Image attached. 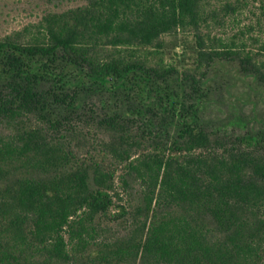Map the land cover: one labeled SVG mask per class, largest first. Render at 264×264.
I'll return each mask as SVG.
<instances>
[{"label": "trees", "instance_id": "trees-1", "mask_svg": "<svg viewBox=\"0 0 264 264\" xmlns=\"http://www.w3.org/2000/svg\"><path fill=\"white\" fill-rule=\"evenodd\" d=\"M243 1L83 0L0 38V264H264V130L205 117L215 63L264 89V37L213 33ZM180 33L200 76L162 57Z\"/></svg>", "mask_w": 264, "mask_h": 264}, {"label": "rangeland", "instance_id": "rangeland-1", "mask_svg": "<svg viewBox=\"0 0 264 264\" xmlns=\"http://www.w3.org/2000/svg\"><path fill=\"white\" fill-rule=\"evenodd\" d=\"M243 3V9L236 19L229 22L224 29L215 30L213 32L215 35L226 38L238 29L252 26L254 30L251 34L264 37V0H244ZM83 4V0H0V38L21 30L28 24L36 23L48 12H61ZM183 36L180 33L164 37L166 47L162 57L172 61L179 70L190 69L191 73L200 76V72L195 68L193 49L186 48ZM187 37L193 39L192 35ZM204 80L211 90H215L212 101L219 106L218 109L210 108L205 115L208 120L218 123V116H224V113L229 114L236 109L249 122L248 130L252 132L264 130V89L252 78L241 74L238 66L227 62L215 63ZM116 185L119 184L116 182ZM137 189L134 185L128 195H124L123 198L121 196L122 201L119 203L125 205L127 212L131 210L130 207L139 204ZM119 190L122 191L120 186ZM121 213V210L112 208L105 221L111 228L125 235L130 229L128 219L120 218L118 222L111 223L107 221L118 218Z\"/></svg>", "mask_w": 264, "mask_h": 264}]
</instances>
